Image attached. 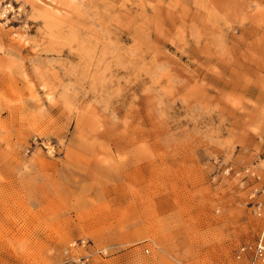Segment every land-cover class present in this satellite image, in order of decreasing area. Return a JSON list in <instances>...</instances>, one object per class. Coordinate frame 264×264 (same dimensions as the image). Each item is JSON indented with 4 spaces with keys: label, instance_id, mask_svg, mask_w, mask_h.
Instances as JSON below:
<instances>
[{
    "label": "rangeland",
    "instance_id": "rangeland-1",
    "mask_svg": "<svg viewBox=\"0 0 264 264\" xmlns=\"http://www.w3.org/2000/svg\"><path fill=\"white\" fill-rule=\"evenodd\" d=\"M260 242L264 0H0V264Z\"/></svg>",
    "mask_w": 264,
    "mask_h": 264
},
{
    "label": "built area",
    "instance_id": "built-area-1",
    "mask_svg": "<svg viewBox=\"0 0 264 264\" xmlns=\"http://www.w3.org/2000/svg\"><path fill=\"white\" fill-rule=\"evenodd\" d=\"M248 252L253 253V264L264 259V245L262 242L258 243L255 247H241L236 253L237 259L241 260L245 258Z\"/></svg>",
    "mask_w": 264,
    "mask_h": 264
},
{
    "label": "bare ground",
    "instance_id": "bare-ground-1",
    "mask_svg": "<svg viewBox=\"0 0 264 264\" xmlns=\"http://www.w3.org/2000/svg\"><path fill=\"white\" fill-rule=\"evenodd\" d=\"M47 6H43L42 8L46 9Z\"/></svg>",
    "mask_w": 264,
    "mask_h": 264
}]
</instances>
